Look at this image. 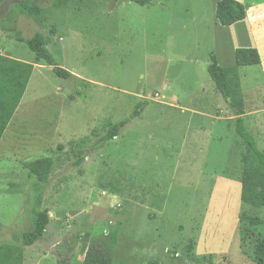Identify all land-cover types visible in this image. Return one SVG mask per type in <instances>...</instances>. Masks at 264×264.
Segmentation results:
<instances>
[{
	"label": "rangeland",
	"instance_id": "1",
	"mask_svg": "<svg viewBox=\"0 0 264 264\" xmlns=\"http://www.w3.org/2000/svg\"><path fill=\"white\" fill-rule=\"evenodd\" d=\"M218 1L40 0L33 17L4 1L0 55L32 71L0 141V264H83L112 228V264H255L239 217L264 220V208L241 204L244 147L207 68L211 55L231 66L236 49L258 51L240 77L245 125L264 152V0H237L246 18L230 27L216 20ZM35 34L90 86L56 76L16 40ZM43 159L47 183L28 169ZM34 211L49 224L25 246Z\"/></svg>",
	"mask_w": 264,
	"mask_h": 264
},
{
	"label": "trees",
	"instance_id": "2",
	"mask_svg": "<svg viewBox=\"0 0 264 264\" xmlns=\"http://www.w3.org/2000/svg\"><path fill=\"white\" fill-rule=\"evenodd\" d=\"M4 1L6 0H0V9ZM20 1L21 11L24 15L29 17L40 15V0ZM129 1L141 6L150 2V0ZM215 17L220 26L230 27L245 20L246 8L237 0H219L216 4ZM16 40L28 47L35 55L37 62L42 61L52 67L56 76L73 80L75 84L78 83L86 88L90 86V83L57 66L52 54L47 49L46 40L43 36L35 34L30 39L17 36ZM234 58V65L221 66L217 58L211 55L207 72L215 89L222 96L233 115L235 133L244 147L241 155L243 167L240 180L242 184L241 204L264 208V152L258 147L256 138L245 125L246 107L240 77V68L260 64V56L255 48H238L235 50ZM31 71L30 64L0 55V141L26 92ZM128 122V120H124L109 124L99 144L117 138L119 132ZM82 161L83 158H80L79 163ZM50 168V159L34 161L28 165V169L38 182L44 183L48 182ZM49 220L46 211H34L33 228L30 232L22 235L25 246H31L43 237ZM239 225L241 247L250 243L252 245L250 259L255 264H264V220L241 213ZM117 236V228H112L102 235L103 244L100 247L97 246V243L92 242L86 251L83 264H112Z\"/></svg>",
	"mask_w": 264,
	"mask_h": 264
},
{
	"label": "crops",
	"instance_id": "3",
	"mask_svg": "<svg viewBox=\"0 0 264 264\" xmlns=\"http://www.w3.org/2000/svg\"><path fill=\"white\" fill-rule=\"evenodd\" d=\"M171 106H172V107H170V108H172V109H176V108H177V106H175V105H172V104H171ZM192 111H193V110H191V109H184V110H183L184 113H185V112H189V113H190V112H192ZM195 113H197V112H195ZM201 115L204 116V114H201ZM205 115H206V114H205ZM246 115H247V114H246ZM212 118L215 119V120L218 119V122H220V119H221V117L218 118L217 115H216V116H213ZM239 191H240V189H239Z\"/></svg>",
	"mask_w": 264,
	"mask_h": 264
}]
</instances>
